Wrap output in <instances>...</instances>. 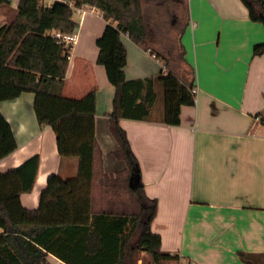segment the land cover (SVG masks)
Here are the masks:
<instances>
[{"label":"crops","instance_id":"0c3cea01","mask_svg":"<svg viewBox=\"0 0 264 264\" xmlns=\"http://www.w3.org/2000/svg\"><path fill=\"white\" fill-rule=\"evenodd\" d=\"M19 1L0 6V29L14 19ZM56 1L43 0L47 6ZM185 2L187 20L175 44L179 55L152 47L144 8L143 43L122 34L127 49L123 107L129 111L119 124L138 160L145 193L158 202L151 229L161 236L163 252L180 257L170 264H245L240 251L264 253V54L254 55V47L264 43V26L249 18L240 0ZM81 10L73 17L79 27L70 44L68 72L73 58L81 56L92 62L98 81L93 211L119 212L136 203L126 194L128 165L109 117L116 87L98 63L97 40L108 22L95 7ZM166 73L196 89L195 105L182 107L178 126L163 122V87L157 78ZM34 105L30 92L0 102L18 145L0 161V171L40 158L34 188L21 196L31 210L39 207L50 176L72 179L80 166L79 157L59 154L53 128L39 125ZM48 262L68 264L53 254Z\"/></svg>","mask_w":264,"mask_h":264},{"label":"trees","instance_id":"16d2710c","mask_svg":"<svg viewBox=\"0 0 264 264\" xmlns=\"http://www.w3.org/2000/svg\"><path fill=\"white\" fill-rule=\"evenodd\" d=\"M68 1L47 6L43 0H20L14 19L0 29V102L34 93L39 125L53 128L59 154L80 158L77 177H49L40 205L34 210L23 206L21 196L35 186L39 156L18 168L0 171V264H50V254L68 264H137L143 254L149 256L150 264L179 261V255L162 251V238L151 229L158 202L146 195L138 160L119 124L129 111L124 110L127 49L121 36L128 34L135 44L145 40L141 0ZM240 1L249 18L264 26V0ZM10 4L11 0H0V6ZM84 5L95 7L108 22L97 40L98 63L105 67L117 91L109 117L128 165V199L138 207L132 213L127 212L128 207L119 212L93 211L98 81L92 62L81 56L73 58L69 74L72 45L57 37L76 33L79 24L74 13ZM263 54L264 43L257 44L254 55ZM157 81L163 87V122L178 126L182 107L195 105L192 87L172 73L161 74ZM145 116L147 113L141 118ZM17 148L12 127L0 111V161ZM238 254L245 264H264V253Z\"/></svg>","mask_w":264,"mask_h":264},{"label":"rangeland","instance_id":"374dc122","mask_svg":"<svg viewBox=\"0 0 264 264\" xmlns=\"http://www.w3.org/2000/svg\"><path fill=\"white\" fill-rule=\"evenodd\" d=\"M144 1L142 3V11L144 8L145 23L149 30L147 32L148 38L154 42L151 44L152 47H155L163 55H169V50L174 51L172 55H179L178 46H175V44H177L179 31L187 20L185 0H157L159 1L158 3L157 1ZM149 43H151L150 40ZM126 192L127 196L131 195L128 187H126ZM137 210L138 207L133 203L128 206L127 212L132 213ZM143 255V264H150L149 256Z\"/></svg>","mask_w":264,"mask_h":264},{"label":"built area","instance_id":"2783aa9c","mask_svg":"<svg viewBox=\"0 0 264 264\" xmlns=\"http://www.w3.org/2000/svg\"><path fill=\"white\" fill-rule=\"evenodd\" d=\"M55 0H48V2H53ZM58 1H63L65 3H70L68 0H58ZM80 12H83V10H81V8L77 9ZM57 37L61 38L63 41L66 42V44L70 45L75 38V34L74 35H64L62 36L61 34H57ZM192 92L195 94L196 93V89H192Z\"/></svg>","mask_w":264,"mask_h":264},{"label":"water","instance_id":"95a60500","mask_svg":"<svg viewBox=\"0 0 264 264\" xmlns=\"http://www.w3.org/2000/svg\"><path fill=\"white\" fill-rule=\"evenodd\" d=\"M131 183H134L133 181H131Z\"/></svg>","mask_w":264,"mask_h":264}]
</instances>
